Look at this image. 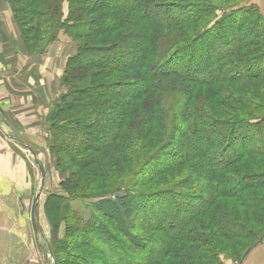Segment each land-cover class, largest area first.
Here are the masks:
<instances>
[{
    "label": "trees",
    "instance_id": "trees-1",
    "mask_svg": "<svg viewBox=\"0 0 264 264\" xmlns=\"http://www.w3.org/2000/svg\"><path fill=\"white\" fill-rule=\"evenodd\" d=\"M6 1L25 44L30 43L29 49L44 43L46 38L48 42H55L61 30L75 43L76 52L67 61V67L61 77L66 92L52 106L47 118L51 125L47 130L52 138L49 151L59 158L56 166H59L61 173L67 174V169L63 166L61 168L64 159H68L69 164L80 173L77 171L74 182L72 180L74 174L69 173L67 179L62 181L61 194L51 193L48 196L45 209L48 211L47 221L53 229L57 231L60 225L65 223L66 231L68 232L70 226L73 232L79 235V241H83V237L98 239L100 244L90 248V251L96 250L97 255L105 258L107 253L102 251V246L110 249L109 244L103 242L110 241L109 235L98 237V234L104 224L103 221H108L110 230L116 236V239L113 238L114 242L118 240L120 246L151 253L153 257L148 260L149 262L146 261V264L155 261L160 264L165 259H170L176 264H218L214 260L217 255L216 252L213 253L214 249L208 246L205 249L195 248L193 243L196 240L194 237L191 239L189 233L194 221L207 219L218 235L226 240L236 242L239 240L236 233L241 232L242 235L246 230V238L253 240L239 252L236 264H242L250 252L262 242L264 226L259 235H253L252 232H248V224L239 225V219L233 215L234 211L230 212L222 207L227 208L226 201L233 200L242 205L238 204L239 208L242 207L248 212H242V216L247 218L246 223L254 220L257 215L263 216L261 222L264 220V211L258 213L256 209L264 205V172L257 174L264 165V160H258L264 155V110L260 116L241 120L240 112L255 104L221 84L238 83L245 78L252 80L264 78V68L259 67L264 63V58L259 63H254L257 61L255 58L244 59L242 56L246 50L262 45V51L256 49L254 52L264 57V37L258 41L254 38L251 42H247L246 38L237 39L236 42L226 40L224 45L228 46L229 53L223 56L217 52L212 62L206 60V70H202V67L200 69L201 48H198L197 52L196 47L200 45L201 40L209 37L213 42L216 40L222 42L226 37L222 30L228 29L231 22H234L233 28L238 32L245 30L252 33L254 29H260L264 33V18L258 6L252 3V0L236 2L229 7L215 0H207L212 2L211 4L205 0H30L23 5L21 3L24 0ZM65 7L67 13H64ZM81 10L90 14L92 18L84 22L82 15L80 18L76 17V13ZM243 13L246 15L243 16ZM201 22H205L204 26L198 29V34L195 35L194 29L188 25ZM25 27H30V31H33L29 37L30 42L25 36ZM80 27H84V30L75 32ZM115 32L118 35L115 43L101 46L98 49L101 55H97L96 58L90 56L91 58L84 62L81 61L86 57L84 53L87 51H84L77 39ZM38 35L45 37L38 41L36 38ZM175 55H178L182 63H173ZM187 55L189 57L186 63L184 60ZM248 61L250 65L247 68L253 67L251 69L254 71L253 74L241 77L235 73L229 74L234 66ZM175 65H178V70L174 69ZM78 72L88 73L82 77H75L73 73ZM133 72L136 77L131 81L123 80L116 85H109L106 82L95 83L96 79L102 81V77L116 74L130 76ZM88 78L92 79V82L80 87L79 84ZM177 85L185 87L206 85L214 89L217 94L214 97L231 105L235 104L238 109L233 108L234 114L223 119L214 116L205 109V106L200 105L204 101V96L193 97L192 101L195 102L192 105L196 120L184 130L179 129L180 121L176 120L170 125V121L167 120L168 125L164 134L169 130L170 132L167 134L166 144L161 151L151 155L147 163L140 162V165L136 162L134 153L121 147V141L127 139L132 129L135 131V135H132L134 138L136 136L138 141L146 139L151 133L153 139L157 140L158 134L152 132V129L162 128L159 110L165 102L161 94L163 90H172ZM85 96L93 98L99 105L108 109L98 112L97 118H93L90 111L82 112L81 110L88 104L84 102L86 99L82 100ZM147 97L155 108L149 106L150 108L143 109L144 112L140 113L137 111L138 105L132 106ZM255 106V109L262 107ZM76 108L79 111L76 112ZM72 112L76 116H72L73 121L77 119L82 129L80 135L76 136L78 142L76 141L74 149H70L67 144L68 139L74 138L75 133L68 128L71 126L69 123L71 116H63ZM53 121L57 124H53ZM58 122L66 125L58 126ZM177 129L180 130L179 133ZM180 135L184 137L182 143H178L181 141ZM162 160H166L167 164L156 171L157 162ZM134 166H137L136 170L130 173ZM181 167L190 168L188 177L182 182V186L186 187L190 194L174 192L182 187L178 184L174 186L175 190L170 191L173 192L170 195L183 199L186 195L197 193L202 196L204 207L196 208L192 214L181 218L179 209L176 208L164 226L149 227L148 232L159 233V238L156 239L159 247L149 248L150 237L142 238L140 233L145 231L137 228L131 232L132 223L129 221L131 217L136 221L135 203L144 195L139 186L149 183L153 177H160ZM85 171L89 174L82 181L81 173ZM143 171H146V174ZM96 179L114 182L116 185L105 192H90L89 185ZM205 187L209 190L206 191L207 195L203 189ZM143 202L146 200H142L141 203ZM72 203L80 205L77 209L76 205L75 210L71 207ZM235 211V215L240 214L239 211ZM158 212H161V209ZM170 219L171 224L168 222ZM48 244L52 264H77L67 258L60 260L58 248L51 244L50 239ZM70 248L67 247L69 250ZM106 264L111 263L108 261Z\"/></svg>",
    "mask_w": 264,
    "mask_h": 264
},
{
    "label": "rangeland",
    "instance_id": "rangeland-1",
    "mask_svg": "<svg viewBox=\"0 0 264 264\" xmlns=\"http://www.w3.org/2000/svg\"><path fill=\"white\" fill-rule=\"evenodd\" d=\"M28 1L30 0H24L21 5L26 4ZM217 1L219 4L223 5L226 7H229L231 5L236 4V2H242L243 0H215ZM251 1V0H250ZM255 0H252V3H254ZM205 2H208L207 0H205ZM208 3H212V2H208ZM255 4V3H254ZM256 5V4H255ZM260 11V10H259ZM64 13H67V8L65 7V11ZM85 14V15H84ZM82 15V18L84 20V22L89 21L92 17L90 14H87V12L85 13L84 10L78 11L76 13V17L80 18ZM246 14L243 13V16H245ZM11 16L13 17L12 13ZM242 16V17H243ZM261 16L264 18V16L261 14ZM241 19V18H240ZM12 27H13V34L12 37L15 39L18 38V43H20L19 45L21 46V50H15L12 51L13 54V59L16 62L17 60V56H22L24 58V62H22L19 66H15L16 67V71L18 74L22 73V71L24 73H26V69L27 66H31V65H46L49 67V69H45L47 71V74H45V78L47 79L50 77L52 78L53 75H55V71H57V74L60 73L59 76V80H60V86H61V92L59 93V95L57 97H55L54 99H52L50 101V103H48L46 105V107L49 109L48 113L46 115H44L43 113H39L37 115V111H39V106L36 105L35 103H32V110L31 112L28 113H23L25 114L24 116H22L23 118H20L19 120L23 122V124L29 123L31 121L35 122L37 121L38 125L36 126V130L35 133H37V135H34L35 138H39V141L42 139H46V146L44 147V149L42 151H39L41 154V159L46 161L47 164L46 166H48V185L47 188L45 190H43L42 187V181L40 180V176L39 179H37L36 181L38 183L37 184V188H35V191H39V194L41 193V190L44 198L43 201L41 203L40 209H41V221L46 225V229H48V238L51 240V244L55 245L58 248V255H59V259L60 260H64L67 258V260H70V262H75L77 264H106L108 261L111 264H146V261L149 262L148 260L153 257L151 255V253H145V252H141L140 250H132L130 247H126V246H120V242L117 240V242L113 241V238L116 239V236L114 235L113 231H111V226L110 223L108 221H103V226L102 229H100V233L98 234V237H105V235H109L108 240L110 241H103L106 245L107 243L109 244L108 246H110V249L107 246H102V251L104 253H107L105 258H101L102 255H97L96 254V250L90 251V248H92L93 246H98L100 244V241L97 240H93L90 239L88 237H83V241H79V235L77 233L73 232V229L69 226V230L68 232L66 231V224L63 223L60 225V228L55 231L53 229V227L51 226V224L48 223V219H47V215H48V211L47 209H45V205L47 203V199L49 194L47 195V190L49 192H52V194H56V195H60L61 194V184L62 181L67 179L66 177L69 176L68 174H74L72 177L73 182L75 181V174H77V169L75 170V168H73V166H71V164H69L68 159H64L62 166L65 167L66 173L64 174L63 172L61 173V170L59 168V166H56V161H58V157H56L54 154H52L49 149L51 147V135L50 132L47 130L48 126H50L51 124L49 122H47V118L49 117V113L52 110V106L55 104V102H57V100L59 99L60 96H62L65 92H66V88L65 86L62 85V80L61 77L63 76L64 70L67 67V61L69 60V58L71 56H73L75 54L76 51L75 50V43L73 41L70 40L69 37L65 36L63 34V31H59L58 33V39L55 42H48V38L45 39V42L42 44H38L36 48L34 49H29V45L30 43H28V45L25 44L24 38L22 37V34L19 31V27L18 25L13 21L12 18ZM205 22H201V23H193L191 25H188V27L194 29V33H196L195 35H197L198 33V29L200 30L203 26H204ZM33 26V23H31ZM234 26V22H231L229 24L228 29L222 30V32L224 33V35L227 37L224 38V40L218 41L216 40L215 42H213L212 38L209 37L207 39H203L200 41V45L196 47V51L198 52V48H201V62L202 64L200 65V69L202 67V70H206L205 67V63H207L206 60H209L212 62V60L214 59L215 55L217 52H220L223 54V56H227V52L229 53L230 50H228V46L225 47L224 42H226V40H233V41H237V39H247V42H251L253 41V39L255 38L257 41L261 40L264 37V33L263 31H261L260 29H254V32H246L245 30L238 32V30L233 28ZM143 28V27H142ZM84 30V27H80V29H76L72 30V31H82ZM91 31V30H90ZM33 31H30V27H25V36L28 38V40L30 39L29 37L32 35ZM90 34V33H89ZM45 36H41L38 35L36 38H38V41L43 39ZM118 37L117 32L115 33H107V34H101V35H97V36H88L85 38H80L77 39V42L82 45L84 51H87V53H84V55L86 57H83L81 59L82 62H84V60H86L87 58H89L90 56L93 58L98 57L97 55H101L98 51V49L101 46H110L113 43H115L116 38ZM16 42V41H15ZM30 42V40H29ZM213 42V43H212ZM181 44L183 45V42H181ZM259 47L257 48H252L250 50H246L244 54H242V56H244L245 58H249V59H254L257 60L254 63H259V61L264 58L261 55H257L256 52H254V50H260L262 51V45H258ZM18 51L22 54L19 55ZM54 52V56H53V52ZM196 52V53H197ZM259 52V51H258ZM260 53V52H259ZM103 54V53H102ZM208 54V56H207ZM199 56V55H196ZM241 56V53H239V57ZM11 57V56H9ZM90 57V58H91ZM189 56H186V59L184 60V62L187 61V58ZM206 57H208V59H206ZM251 57V58H250ZM243 58V57H242ZM182 60L180 58H178V55L173 58V63L178 64V63H182ZM49 63V65H48ZM187 63V62H186ZM253 63V64H254ZM250 65L249 61L245 62V64H237L236 66H234L235 68L232 69L230 71V75L235 73L236 76L241 77V76H245V75H250L252 72L251 69L253 67H251L250 69L247 68ZM255 65H259V64H255ZM252 66V65H251ZM19 67V68H18ZM199 67V65H198ZM259 67H263L264 68V63ZM257 68V67H256ZM175 70H178V65L174 66ZM87 71H89L87 69ZM83 72V71H81ZM81 72L78 73H73L75 77H82L87 75L86 72L79 74ZM253 74V73H252ZM29 76V79H28ZM27 81H28V87L27 91H25L23 94L28 95V90H29V95L33 94V80H34V76L27 74ZM48 77V78H47ZM74 77V78H75ZM134 77H136L135 73H131L130 76L126 75H111V76H106V77H102L101 79H103L102 81L99 79H96L95 83H104V84H109V85H116L118 83L123 82V80H128L131 81L132 79H134ZM209 77V76H208ZM73 78V77H72ZM209 78H212L211 76ZM74 80V79H73ZM31 81V82H30ZM86 82V83H85ZM84 83L79 84L80 87H83L84 85H87L89 82H92V79L86 80ZM106 82V83H105ZM32 83V84H31ZM47 82H41V81H37V84L39 85H35V86H42L44 87L45 84ZM223 87H226L227 89L233 90L235 93H237L238 95H242L245 100H251L252 103H254L255 105L258 106H262L258 109H255V105L252 107H248L245 110L240 112V119L241 120H246V118L249 117H254V116H260L261 113L264 110V78H259L258 80H252V79H242L241 82L238 83H230V82H223L221 84ZM27 87V86H26ZM17 93H20V89L17 91ZM2 93L0 95V98L3 97ZM215 95H217L214 92V89L211 87H207L206 85H203L202 87H195L194 85H188V86H181V85H177L176 87H174V89H169V90H163L162 94H161V98L163 99V101L165 102V104H163L164 106L162 108H160L159 110V119H160V125L162 126V128H154L152 129V132H156L157 135V140H154L152 137V134H150V136H148L146 139H139V141L137 140L138 138L133 137V135H135V131L130 130L128 133V137L127 139H124L123 141H121V147H123V149H128L129 152L134 153L136 155V162H138V164L141 165L140 162L142 163H147V161H149V158L151 155H153L154 153H157L159 151H161V148L164 147V145L166 144V137L168 136L167 134L170 132L167 131V134L165 132V128L167 120L170 121V125L171 123H175L176 120L180 121V130H184L187 129V127L189 126V124H191V122L195 121V115L193 111V106L192 104H194L195 101H192L193 97L199 96L200 98L202 96H204V101L200 104L205 106V109H208L214 116L216 117H220V118H226L230 115H232V109L234 108L235 110L238 109V106L231 105L228 102H225L224 100H221L220 98L214 97ZM29 97V96H26ZM217 98V99H216ZM86 99V101L84 100ZM82 100H84L85 103H88L87 106L81 110L82 112H91L92 117L93 118H97L98 112H102L104 109H108V107L105 106H101L99 105L98 101L94 100L93 98L90 97H86L83 98ZM187 104V105H186ZM205 104V105H204ZM138 105V110L140 113H143L144 110H146L149 106L152 107L154 106V104H152L150 98H145L144 100H141L139 102L134 103L132 106H136ZM19 109L16 110L15 107H13L12 110H14V112H20L23 111V107L24 105H19ZM27 106V104H26ZM149 107V108H150ZM155 108V106H154ZM26 109L31 110L28 106ZM144 109V110H143ZM77 108H76V112H77ZM110 110V109H109ZM3 110H0V129L2 130L5 125H3L2 123V119H3ZM10 111V110H9ZM28 111V110H25ZM24 111V112H25ZM75 111V110H74ZM73 111V112H74ZM79 111V110H78ZM105 111V110H104ZM68 113V115L64 114L63 116H67L70 117L69 123H70V127H68L69 129H72V131H74L75 133L74 138L70 137L68 139V146L70 147V149H74V145L77 141V135H80L82 129H81V125L79 124L78 121L74 120V113ZM183 114H185V116H182ZM234 114V113H233ZM38 116V117H37ZM62 116V117H63ZM74 116V117H72ZM66 117V118H67ZM38 118V119H37ZM64 118V119H66ZM92 118V119H93ZM92 121V120H90ZM53 124H57V122L55 123L54 121L52 122ZM15 124V123H14ZM61 125L60 122H58V126ZM65 126L66 124H62L61 126ZM28 126V125H27ZM39 126V127H37ZM75 126H77V128H75ZM80 126V127H79ZM72 127V128H71ZM26 128V127H25ZM164 129V130H163ZM179 130V131H180ZM244 129H241V131H243ZM178 129H177V133H179ZM176 133V134H177ZM133 134V135H132ZM12 135H14L15 137H13ZM247 135V133H246ZM33 136V135H32ZM33 136V137H34ZM21 137V136H20ZM11 138L14 140V143L16 141V143L18 144V147H22L21 145H23V141L22 140H26L25 138H19V136L17 135L16 132H12L11 134ZM42 138V139H41ZM184 138V137H183ZM183 138L179 137L178 143H182ZM22 139V140H21ZM79 139V136H78ZM249 140V139H248ZM245 142V139L243 140ZM78 142V141H77ZM138 143V144H137ZM39 144V143H38ZM16 151V150H15ZM20 151V150H19ZM17 152V151H16ZM18 153V152H17ZM170 157V156H169ZM264 160V155L258 159V160ZM45 162V163H46ZM167 164L166 160H162V161H158L157 165H156V171H159L160 168H162L164 165ZM137 166L133 167V170L130 172H134L136 170ZM262 168L259 169V173L257 174H261L262 172H264V165L261 166ZM126 169V168H125ZM90 170V169H89ZM190 168L188 167H181L176 169L175 171H171L168 172L166 174H162V176H158V177H153L151 178L148 182L149 183H145L144 185H140V191L144 193L143 196H140L137 199V202L135 203L137 208L136 209V221H138V224H136V221H134V217H131L129 219V221H131L132 223V229L131 232H134L135 228H137L140 231H145L144 233H140V235H142V238H149L150 242V246L149 248H153L156 249V247H159V244H157L156 239H158L159 237V233H155V232H148L149 231V227L154 228L155 226H160L166 224L165 221L167 220V218L170 217V215H172V213L176 210V208L179 209V218L183 217L184 215H188V214H192L193 211H196V208H199L202 205V196L197 195V193L195 194H191V195H186L185 198L180 199V198H176V197H172V195H170L173 192H170L171 190H175L174 186L178 185L182 186V182L186 180V178L188 177L187 174L189 172ZM193 170V169H191ZM79 172V171H78ZM142 172V171H141ZM80 173V172H79ZM144 174H146V171L144 172ZM88 171L82 172L81 173V179L82 181L84 180L83 178L87 177L88 175ZM86 181V180H85ZM127 181V180H126ZM81 184L83 182H80ZM116 184L114 182H107L106 180H92V183L89 185V190L90 192L93 193H100L102 191H107L109 189H113L114 186ZM205 189L204 192H206V187L203 188ZM183 192V193H187L190 194L189 191H187L186 187H179L177 188L176 191L174 192ZM209 191V190H208ZM192 193H194V191H191ZM41 193V194H42ZM208 192H206L207 195ZM255 193V192H253ZM204 198H206V196H203ZM40 198V196L38 197ZM172 198V199H170ZM142 200H146V202H142ZM227 203L225 207H222V209L224 210H229L234 211V216H236L239 221V225L242 224H248L247 225V229L248 232H252L251 234L256 235L260 233V230L262 229V227L264 226V220L263 222L260 221V219H263V216H255L254 220H250L251 222H247L246 223V217L242 216V212L245 211V213H248L245 209H243L242 207H238L237 202L230 200V201H226ZM187 203V204H186ZM53 205V204H52ZM51 205V206H52ZM77 205V206H76ZM80 205V203H72V208L73 209H77L78 206ZM76 206V207H75ZM239 206H242L241 204H239ZM75 207V208H74ZM204 207V206H203ZM242 208V209H241ZM75 209V210H76ZM161 209V212H158V210ZM258 213H263L264 211V205L263 206H258V208L256 207ZM165 210V211H164ZM235 210L239 211L240 214L237 213V215H235ZM162 215V216H161ZM233 219V218H232ZM244 219V220H243ZM228 220V219H227ZM69 222V221H68ZM169 224L172 223V220H168ZM70 225V224H69ZM72 225V224H71ZM65 227V228H64ZM190 228L192 229L189 233L191 234V239L196 240L195 243H193L195 248H200V249H205V247H212L213 253L215 254V252L217 253L216 257H214L215 261L218 262V264H236V259L239 256V252H241L243 249H245L247 247V245L250 244V242H252V238L247 239L246 235L247 232L245 230V233H243L241 235V232H237L236 236L239 237V240H226L224 237L219 236L218 233L215 231V229H213L212 223L209 220H201V221H194L192 223V226H190ZM38 231V228H37ZM47 231V230H46ZM66 232L68 233V235L66 236ZM254 232V233H253ZM232 233V232H230ZM233 234V233H232ZM217 235L219 236V238H217ZM235 235V234H234ZM113 236V237H110ZM214 237H216L217 239H214ZM81 238V237H80ZM120 238V237H119ZM78 239V240H77ZM49 241V240H48ZM48 241H46V239H43L42 243L44 245V249L43 252L44 254H46V261L47 264H52V258L49 252V248H50V244H48ZM86 245H89L90 247H86ZM264 238L262 240V242L255 248L253 249L250 254L245 258L244 262L242 264H254V259H258L261 255V251L259 250L260 248H263L264 246ZM69 246L70 250L67 249V247ZM121 247V248H120ZM101 251V249H100ZM101 251V252H102ZM262 251L264 252V248L262 249ZM102 252V253H103ZM104 255V254H103ZM149 257V258H148ZM156 257V256H154ZM158 257V256H157ZM156 259V258H155ZM162 262V263H161ZM160 264H176L173 263L172 260L170 259H165V261H161ZM150 264H159L157 263V261L155 262H151ZM190 264V263H188Z\"/></svg>",
    "mask_w": 264,
    "mask_h": 264
},
{
    "label": "crops",
    "instance_id": "crops-1",
    "mask_svg": "<svg viewBox=\"0 0 264 264\" xmlns=\"http://www.w3.org/2000/svg\"><path fill=\"white\" fill-rule=\"evenodd\" d=\"M254 3L264 16V0H255ZM11 21V10L7 1L0 0V95L4 93L0 98V110H3L2 123L5 125L2 130L0 129V264H47L46 254L43 252L44 245L41 243L43 239L49 240L48 229L41 221L40 206L44 198L42 191L48 185V166L45 159H41L39 152L44 149L47 140L41 138L42 140L39 141V138H35L37 121L23 124L19 119L23 118L22 116L25 115L23 113L33 111L32 103L38 106L40 104L37 115L48 113L49 109L46 105L61 92L60 73L57 74L55 71L52 78L44 79L47 74L45 69L49 67L43 64L27 66L26 73L23 71L17 73L15 66H19L25 60L22 56H17L16 62L13 59L12 51L21 50V46L18 38L12 37ZM18 53L22 55L19 51ZM27 74L35 77L34 84L31 85L34 86L32 95H29V90L28 95L23 94L27 88L29 89ZM37 81L47 83L44 87L35 86L39 85ZM19 89L20 93H17ZM21 104L24 105L23 111L12 110L13 107L19 109ZM26 104L31 110L26 109ZM13 131L19 138L26 139H21L22 147H18L16 141L14 143L11 138ZM39 176L42 181V194L35 191ZM48 193L52 192L47 190V195ZM36 194L40 198L35 205L38 231L34 233L31 224V207ZM263 248L259 249L261 255L253 260L254 264H264Z\"/></svg>",
    "mask_w": 264,
    "mask_h": 264
},
{
    "label": "water",
    "instance_id": "water-1",
    "mask_svg": "<svg viewBox=\"0 0 264 264\" xmlns=\"http://www.w3.org/2000/svg\"><path fill=\"white\" fill-rule=\"evenodd\" d=\"M38 197L39 195H35L34 197V201H33V205L31 207V210H32V216H31V224H32V227H33V231L34 233H37V224H36V210H35V205H36V202L38 200Z\"/></svg>",
    "mask_w": 264,
    "mask_h": 264
}]
</instances>
